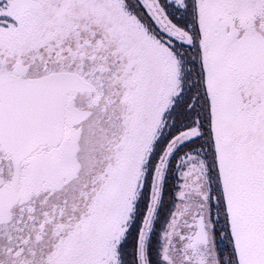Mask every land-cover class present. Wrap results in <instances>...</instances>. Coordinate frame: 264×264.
Masks as SVG:
<instances>
[{"label": "snow or ice", "instance_id": "1", "mask_svg": "<svg viewBox=\"0 0 264 264\" xmlns=\"http://www.w3.org/2000/svg\"><path fill=\"white\" fill-rule=\"evenodd\" d=\"M0 264H264V0H0Z\"/></svg>", "mask_w": 264, "mask_h": 264}]
</instances>
